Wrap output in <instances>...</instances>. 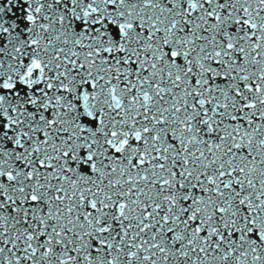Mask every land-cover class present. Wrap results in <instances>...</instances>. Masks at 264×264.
<instances>
[{"label":"snow or ice","instance_id":"1","mask_svg":"<svg viewBox=\"0 0 264 264\" xmlns=\"http://www.w3.org/2000/svg\"><path fill=\"white\" fill-rule=\"evenodd\" d=\"M0 264H264V0H0Z\"/></svg>","mask_w":264,"mask_h":264}]
</instances>
